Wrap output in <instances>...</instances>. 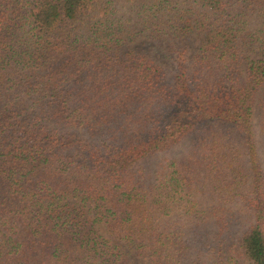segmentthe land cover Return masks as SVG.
I'll return each instance as SVG.
<instances>
[{"label": "trees", "instance_id": "16d2710c", "mask_svg": "<svg viewBox=\"0 0 264 264\" xmlns=\"http://www.w3.org/2000/svg\"><path fill=\"white\" fill-rule=\"evenodd\" d=\"M129 251L264 264V0H0V264Z\"/></svg>", "mask_w": 264, "mask_h": 264}, {"label": "rangeland", "instance_id": "374dc122", "mask_svg": "<svg viewBox=\"0 0 264 264\" xmlns=\"http://www.w3.org/2000/svg\"><path fill=\"white\" fill-rule=\"evenodd\" d=\"M185 42L187 43V44H189L190 46H191V48H195V43H196V38L195 39H190V40H185ZM144 42H138L136 45H135V48H137L138 50H141V51H149V52H156V50H154L155 48H157V47H155V46H153V48L152 47H148V46H146V45H144L143 44ZM162 60V62H163V64H165L167 67L169 66V68H172V65H171V63H170V61L169 60H166V59H161ZM261 141V140H260ZM181 149H183V146L181 145V146H179L177 149H174L173 151H172V153L174 154V153H177L178 152V150H181ZM157 160H156V157H154V158H152L150 161H148V162H151V164H153V163H155ZM122 247L125 249V250H127V248H126V246L123 244L122 245ZM129 253L131 254V256H132V258H133V260H134V263L135 264H146L147 263V259H140V258H138V257H136L133 253H131L130 251H129Z\"/></svg>", "mask_w": 264, "mask_h": 264}]
</instances>
